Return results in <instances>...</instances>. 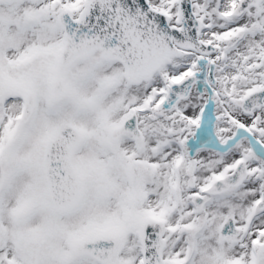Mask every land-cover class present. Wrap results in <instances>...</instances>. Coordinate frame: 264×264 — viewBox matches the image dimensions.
I'll use <instances>...</instances> for the list:
<instances>
[{"label":"snow or ice","instance_id":"1","mask_svg":"<svg viewBox=\"0 0 264 264\" xmlns=\"http://www.w3.org/2000/svg\"><path fill=\"white\" fill-rule=\"evenodd\" d=\"M0 264H264V0H0Z\"/></svg>","mask_w":264,"mask_h":264}]
</instances>
